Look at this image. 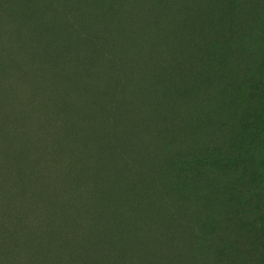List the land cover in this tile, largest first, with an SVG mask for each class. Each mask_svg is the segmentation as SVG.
Listing matches in <instances>:
<instances>
[{
    "label": "rangeland",
    "instance_id": "rangeland-1",
    "mask_svg": "<svg viewBox=\"0 0 264 264\" xmlns=\"http://www.w3.org/2000/svg\"><path fill=\"white\" fill-rule=\"evenodd\" d=\"M65 2L93 42L66 20L49 23L43 34L55 38L54 54L72 53L74 62L7 111L20 120L40 101L85 92L86 103L73 101L63 117L70 144L90 140L97 151L88 152L100 168L101 208L74 203L60 244L75 248L69 264H264V0ZM12 6L25 7L0 0L4 22L16 18ZM48 6L49 15L66 8L63 0ZM2 22L0 90L42 69L27 64L36 51L16 50Z\"/></svg>",
    "mask_w": 264,
    "mask_h": 264
},
{
    "label": "trees",
    "instance_id": "trees-1",
    "mask_svg": "<svg viewBox=\"0 0 264 264\" xmlns=\"http://www.w3.org/2000/svg\"><path fill=\"white\" fill-rule=\"evenodd\" d=\"M19 1L25 7H17L18 11L12 6L16 18L5 17L4 22L3 14L0 15L4 36L16 44V50L20 48L17 44H28L21 47L22 50L36 52L30 56L27 64L39 62L42 69L31 70L24 82H18V78L7 82L0 90V264H69L73 261L75 248L60 244L66 240L65 227L71 226L74 203L91 199L94 212L99 213L101 208L96 197L101 175L94 160L97 151L88 147L90 140L75 139V143L70 144L69 136L74 134L67 117H63L72 114L73 101L86 103L87 97L82 88L72 89V93L78 94L76 97L68 96L65 103L55 100L48 107L40 101L38 107L29 109L20 120L14 119L15 112L9 113L7 107L9 104L13 107L27 98L26 88L31 91L29 98L38 95L41 80L45 77H63V68L74 62L72 53L70 61L54 54L57 47L53 49L50 44L55 38L48 36L49 41H46L43 34L49 23L60 24L59 20L70 22L74 26V35L88 43L93 42V33L89 32V26L82 28L77 23L80 19L70 14L72 9L67 11L69 8L65 0L66 8L51 15L48 6L51 0ZM69 4L73 5L71 1ZM44 6L49 9L47 16H44ZM10 15L13 18V14ZM87 20L86 16L81 18V21ZM70 45L69 48L73 49L74 45ZM45 53L51 55L49 61L44 59ZM18 74L19 69H16L11 77ZM69 82L70 79L63 82L65 88ZM28 122L36 126L37 132H41L36 141L31 137L33 131L27 126ZM91 128L90 125L85 130L83 139L86 134L90 136ZM47 132L51 134L46 135ZM96 145L99 146V141L95 142ZM141 222L136 220L135 226L142 228Z\"/></svg>",
    "mask_w": 264,
    "mask_h": 264
}]
</instances>
